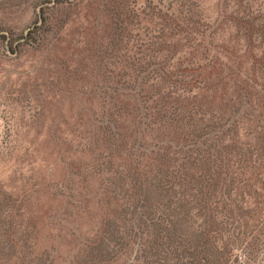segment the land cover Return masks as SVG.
Wrapping results in <instances>:
<instances>
[{
    "label": "trees",
    "instance_id": "trees-1",
    "mask_svg": "<svg viewBox=\"0 0 264 264\" xmlns=\"http://www.w3.org/2000/svg\"><path fill=\"white\" fill-rule=\"evenodd\" d=\"M164 1L152 5L147 45L166 54L138 66L118 112L107 114L110 211L74 264H262L264 3L221 0L243 43L236 48L216 46L194 0ZM122 117L132 121L129 136L117 126ZM113 156L122 161L116 168ZM0 201L1 263L32 264L30 235L15 223L20 206L5 210V193Z\"/></svg>",
    "mask_w": 264,
    "mask_h": 264
},
{
    "label": "rangeland",
    "instance_id": "rangeland-1",
    "mask_svg": "<svg viewBox=\"0 0 264 264\" xmlns=\"http://www.w3.org/2000/svg\"><path fill=\"white\" fill-rule=\"evenodd\" d=\"M194 1L216 29V46L241 48L221 0ZM154 4L0 0V199L12 197L5 210L20 206L15 223L30 235L32 264H40L35 257L74 264L100 234L110 211L102 193L107 114L118 112L138 66L163 62L166 54L153 55L147 45ZM117 121L129 136L131 119ZM150 142L146 133L144 144ZM111 161L114 168L122 162Z\"/></svg>",
    "mask_w": 264,
    "mask_h": 264
}]
</instances>
